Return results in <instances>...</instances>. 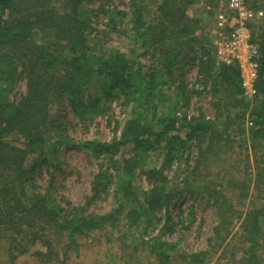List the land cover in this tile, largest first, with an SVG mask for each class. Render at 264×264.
<instances>
[{
	"label": "trees",
	"instance_id": "1",
	"mask_svg": "<svg viewBox=\"0 0 264 264\" xmlns=\"http://www.w3.org/2000/svg\"><path fill=\"white\" fill-rule=\"evenodd\" d=\"M93 1L0 0V238L11 256L40 245L34 252L38 261L65 264L70 252L79 253V237L113 228L121 211L130 226L158 221L159 232L149 243L164 263L177 252L166 237L174 230L170 207L187 194L193 202L205 197L216 218L208 248L180 255L183 262L202 264L216 233L236 217L234 198L250 204L253 185L264 199V15L250 26L259 68L256 93L248 97L239 65L219 62L208 25L188 14L197 0H128L126 11L108 9V30L116 21L125 23L127 35L119 45L93 35ZM245 4L264 14V0ZM189 68L195 70L192 81ZM21 81L26 92L14 101L11 93ZM198 98L207 99L213 118L201 109L187 113ZM117 102L127 112L118 136L109 142L70 136L62 116L67 104L86 118L107 114ZM66 146L102 162L95 188L112 196L110 212H88L57 198L59 153ZM235 146L260 159L254 164L250 153L233 159ZM153 157L159 166H149ZM214 158L218 184L209 170ZM243 162L245 171H238ZM43 167L45 185L37 180ZM139 173L148 182L146 191L136 184ZM160 211L164 215L157 220ZM239 212L240 227L255 238L264 228V202ZM250 252L239 264L249 262Z\"/></svg>",
	"mask_w": 264,
	"mask_h": 264
},
{
	"label": "rangeland",
	"instance_id": "2",
	"mask_svg": "<svg viewBox=\"0 0 264 264\" xmlns=\"http://www.w3.org/2000/svg\"><path fill=\"white\" fill-rule=\"evenodd\" d=\"M245 3L247 0H244ZM230 0H214L211 3L208 0H197L196 3L189 8L188 14L194 18L202 19L206 25L215 46L217 44H236L243 39H252V26L256 21H259L262 16L254 15L246 16L229 8ZM263 3V0H259ZM128 0H94L88 3L89 9L92 10L91 17L95 28L93 35H97L105 39L111 44H121L125 39V23L116 21L111 30H108L107 13L108 9L118 8L126 11L128 9ZM248 7V5H246ZM251 9V8H250ZM253 10V9H252ZM254 12H263V9L253 10ZM223 17V19L221 18ZM244 17H247L244 18ZM252 42V41H251ZM217 43V44H216ZM219 55V56H218ZM226 55V54H225ZM243 56H248L246 51H242ZM216 58L220 62L222 56L217 53ZM195 77V70L189 68L187 78L192 81ZM26 92V83L21 81L11 93V99L19 101ZM63 105V103H61ZM189 110L191 116L197 115L201 109L208 118H213V112L207 103V99L198 98L196 103ZM66 109H62V116L66 117L68 124V133L75 140H99L103 142L111 141L122 126L127 112L120 102L111 105L110 110L105 115L94 117L80 118L74 114L72 107L68 104ZM197 107V108H196ZM58 104L52 105L51 112H58ZM236 153L232 156L233 159H244L246 153L251 154V159L256 163L260 159V154L255 156L253 150H246L235 146ZM241 151V154L238 152ZM192 152V151H191ZM253 152V153H252ZM125 155L128 151L124 152ZM191 153V159L195 156ZM222 155V154H221ZM223 156V155H222ZM255 157V158H254ZM218 159V158H217ZM214 158V162L209 165V170L213 174L215 183H220L221 178L217 176L219 171V162ZM232 159V160H233ZM158 159L153 157L149 159V166H159ZM234 161V160H233ZM238 161V160H235ZM234 161V162H235ZM29 165L33 160L28 161ZM102 162L88 156L82 149L66 146L59 153V168L56 172L55 187L56 196L62 202H69L72 206H85L86 211L97 214H105L112 210L114 200L111 195L101 194V189L95 188V175L98 174ZM231 165V164H229ZM264 167V162H261ZM227 166V165H226ZM239 170L245 171V163L239 166ZM224 165H222V169ZM221 169V171H222ZM44 170V171H42ZM42 174L38 176V183L43 185L47 182L46 169L43 167ZM236 175V169L231 170ZM237 173V174H236ZM137 185L145 191L149 188L148 182L142 173L138 174ZM171 178L174 177L172 174ZM216 186V185H215ZM217 187V186H216ZM254 186H251L250 200L251 203L241 205L237 198H234V205L237 212L231 223L224 229L216 233L217 241L210 245V253L203 257L202 264H239L244 259V255L251 250V258L247 264H264V228L258 232L255 238H251L247 230L240 227L238 215L239 211H247L250 209L262 207L264 199L256 194ZM231 195V193H230ZM236 195V194H234ZM233 196V195H232ZM205 199V200H204ZM247 202V201H245ZM191 206L193 208L191 209ZM250 207V208H248ZM170 215L174 220V230L167 234V240L177 245V252L171 256L168 262H162L159 257L152 252V245L149 241L158 234L159 224L142 221L137 226H130V219L123 212L117 213V224L104 230H96L86 236L78 238L79 253L69 254L65 264H188L183 262L180 255L190 254L198 250L207 249V242L210 237H213V220L215 221L212 204H209L205 197L201 199L189 198L186 194L181 201H175L170 207ZM157 220L164 215L163 211L156 213ZM192 215L193 218H189ZM256 244V245H254ZM57 251L62 250L63 243L56 245ZM41 249L40 245L29 246V251L24 255L12 256L9 254L7 242L4 238H0V264H43L34 256V252ZM168 247H163L162 251L167 252ZM62 259V251L59 254ZM59 257V259H60ZM50 264H60L58 260Z\"/></svg>",
	"mask_w": 264,
	"mask_h": 264
},
{
	"label": "built area",
	"instance_id": "3",
	"mask_svg": "<svg viewBox=\"0 0 264 264\" xmlns=\"http://www.w3.org/2000/svg\"><path fill=\"white\" fill-rule=\"evenodd\" d=\"M229 8L246 16L252 17L254 15L263 16V12H254L246 6L244 0H230ZM223 19V17L221 16ZM247 19V17H244ZM236 44H217V53L222 56L221 62L226 64H238L241 70V79L243 88L248 97H253L256 93V79L259 68L257 61L258 46L251 42V40L243 39ZM242 51H246L248 56H243ZM226 54V55H225ZM219 56V55H218Z\"/></svg>",
	"mask_w": 264,
	"mask_h": 264
}]
</instances>
